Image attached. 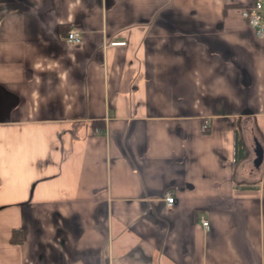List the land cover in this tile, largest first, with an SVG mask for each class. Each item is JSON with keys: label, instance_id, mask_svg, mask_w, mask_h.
Listing matches in <instances>:
<instances>
[{"label": "crops", "instance_id": "crops-1", "mask_svg": "<svg viewBox=\"0 0 264 264\" xmlns=\"http://www.w3.org/2000/svg\"><path fill=\"white\" fill-rule=\"evenodd\" d=\"M254 1L0 0V264H264Z\"/></svg>", "mask_w": 264, "mask_h": 264}, {"label": "built area", "instance_id": "built-area-1", "mask_svg": "<svg viewBox=\"0 0 264 264\" xmlns=\"http://www.w3.org/2000/svg\"><path fill=\"white\" fill-rule=\"evenodd\" d=\"M241 15L246 20L247 24L254 30L258 38H262L264 35V4L262 0H255L249 7L241 9ZM67 43H78L80 41V34L77 29L70 28L66 34ZM110 44H123V42H111ZM164 203L167 206H172L174 203V197L166 192L164 197ZM201 225L205 229H208V222L201 216Z\"/></svg>", "mask_w": 264, "mask_h": 264}, {"label": "trees", "instance_id": "trees-1", "mask_svg": "<svg viewBox=\"0 0 264 264\" xmlns=\"http://www.w3.org/2000/svg\"><path fill=\"white\" fill-rule=\"evenodd\" d=\"M242 154V147L236 131L234 132L233 161H237Z\"/></svg>", "mask_w": 264, "mask_h": 264}, {"label": "water", "instance_id": "water-1", "mask_svg": "<svg viewBox=\"0 0 264 264\" xmlns=\"http://www.w3.org/2000/svg\"><path fill=\"white\" fill-rule=\"evenodd\" d=\"M254 153H255V158L253 161L254 166H258L261 162V159H262V147L257 142L255 143Z\"/></svg>", "mask_w": 264, "mask_h": 264}]
</instances>
